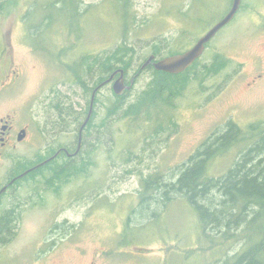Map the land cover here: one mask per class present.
Instances as JSON below:
<instances>
[{"label": "rangeland", "instance_id": "rangeland-1", "mask_svg": "<svg viewBox=\"0 0 264 264\" xmlns=\"http://www.w3.org/2000/svg\"><path fill=\"white\" fill-rule=\"evenodd\" d=\"M7 1L0 0V74L14 69L20 76L0 91V110L33 124L31 158L61 144L75 148L99 79L87 73L89 61L85 84L74 82L68 75L74 60L84 53L104 59L126 45L124 55L108 62L134 84L121 97L113 83L98 91L74 172L53 184L47 168L20 186L8 204L13 228L0 241V264H223L233 258L245 243L244 223L221 221L204 233L186 198L174 192L163 203L144 193V185L157 176L161 183L176 181L189 158L229 125L245 133L212 156L209 177L224 176L264 136V0H250L217 33L166 109L132 118L125 111L154 79L153 67L141 69L145 61L155 52L170 56L178 46L189 50L229 0H127L125 17L121 0H77L82 13L76 16L67 0L58 7L59 0ZM253 158L264 159V144ZM211 195V204L222 202L218 191Z\"/></svg>", "mask_w": 264, "mask_h": 264}, {"label": "trees", "instance_id": "trees-1", "mask_svg": "<svg viewBox=\"0 0 264 264\" xmlns=\"http://www.w3.org/2000/svg\"><path fill=\"white\" fill-rule=\"evenodd\" d=\"M13 1L14 0H8L7 4ZM68 1L71 2L74 8L71 10L72 15H80L82 12L79 11L78 1L67 0V2ZM54 5L57 7L62 6L61 0L54 1ZM2 6L4 7V4H2ZM119 6V13L122 10L125 17L127 0H121ZM49 19L50 18L46 17L47 23ZM39 31L41 35L43 31L41 29ZM128 50L129 48L126 45H122L117 48L115 54L109 55L104 59L94 53H84L82 59L78 57L80 62H77L79 60H74L75 63H73V66H69V71H72V73L68 72V75L72 77L74 82L79 81V83L84 85L85 82L81 79V76L83 72L85 73L86 63L90 61L87 73L91 78L92 75L95 74L97 79H99V83H101L106 80V74H112L115 70L122 68L110 64L108 61L116 58L118 54L124 55ZM183 52L182 46H178L176 50L170 52V55ZM154 54L158 55L157 52ZM91 59L92 62L94 61V66L97 67L96 69L91 66ZM117 60L121 62L123 59L119 57ZM198 61L199 60L186 71L179 74H171L154 69L152 85L143 92L136 104L131 105L125 111V116L132 118L138 115L139 112L141 113L144 109H147V113L166 109L170 99L179 94L186 87L187 73H189L190 69H192ZM251 129H256V127ZM250 131L252 132V130ZM244 133L245 132L241 128L235 129L234 125H229L226 131L206 141L202 147L189 158L188 163L182 166L176 181L161 183V181L159 182L160 177L157 176L148 180L144 185V193L150 191V194H153L148 195L154 197L158 194L160 198H162L161 201L163 203L173 199L171 195L174 192L186 198L194 209H196L200 217V226L204 233L210 224L215 225L221 221L225 222L226 227L230 226L231 223H244L245 243L242 249L233 258L225 259L223 264H264V159L260 158L256 161L253 158L254 154L260 155L262 144H264V136L261 137L260 141L252 146L241 159L236 161V164L229 169L224 176L213 178L209 177L207 174V166L212 156L215 153L221 154L227 151L234 141L238 139V136ZM71 167L72 168L66 170L60 167L54 169L57 174L53 177V184L57 183L58 180L64 179V171L70 173L74 172L77 166L73 167L71 165ZM83 172H85V170L81 169L80 174ZM215 190L219 192L222 199L220 204H211L208 198L211 195V191L214 192ZM148 195L144 198L145 200L149 198ZM213 196L215 195H211V198ZM205 199L209 200L210 203H202ZM6 219H9V222L6 220L0 226V235L2 236L8 233L11 234L10 231L13 228L11 217Z\"/></svg>", "mask_w": 264, "mask_h": 264}, {"label": "flooded vegetation", "instance_id": "flooded-vegetation-1", "mask_svg": "<svg viewBox=\"0 0 264 264\" xmlns=\"http://www.w3.org/2000/svg\"><path fill=\"white\" fill-rule=\"evenodd\" d=\"M248 2H250V0H241L240 7L237 13L235 14L233 20H235L239 14L241 15L244 12V9L246 8ZM233 4L234 0H229L225 12L216 19H213L214 21L216 20L213 26L220 22V20H222L228 14V12L232 9ZM231 22H229L228 24H230ZM202 36H200L199 38H201ZM214 37L206 44V49L208 48ZM154 55V61L163 58H158L157 54ZM201 57L198 60H200ZM149 67L154 66L153 64H150L147 68ZM0 75L1 91L6 86L12 84V81L16 80L17 77L20 76V72H18V70L10 69L9 72L5 74L4 69L1 71ZM117 77L118 76H116V78ZM126 84H130V82L128 84L127 79ZM95 88H93V91L95 90ZM88 114L89 111L87 112V116ZM92 117L83 131L81 149L77 155L69 156V153L73 154L78 149L80 143L81 126L78 131L75 148L61 144L55 151H52L48 156L33 159L30 155L32 146H36L35 142L33 141L35 136V129L33 124L30 122L25 123L20 118L13 116L11 113L0 110V226L4 221L7 220L6 218H10V214L8 212L13 211V207L9 208L8 204H12V202H15L14 195L17 191L20 190V186L22 184H24L26 181H30L32 177H41V175L45 174L44 170H46L47 168L49 169V172H51V179L53 182V177L57 174L54 169H56L57 167H60L64 170L70 169L72 162L82 159L85 145L84 134L92 121ZM57 121H60V118H57ZM69 173L70 172L67 171L63 172L65 177L69 176ZM7 221L9 222V219ZM0 241H2V235H0Z\"/></svg>", "mask_w": 264, "mask_h": 264}, {"label": "water", "instance_id": "water-1", "mask_svg": "<svg viewBox=\"0 0 264 264\" xmlns=\"http://www.w3.org/2000/svg\"><path fill=\"white\" fill-rule=\"evenodd\" d=\"M241 0H234V4L232 9L228 12V14L220 20L217 24H215L212 28H210L199 40L196 44L191 47L189 50L176 54L164 57L160 60L155 59V55L152 54L142 65L141 69H146L150 64H153L154 68L158 71H163L171 74H179L186 71L189 67H191L205 52L206 44L217 34V32L226 26L229 22L233 20L235 14L237 13L240 7ZM126 72L123 68H119L115 70L105 81L100 83L92 93L91 102H90V110L87 118L83 122L80 128V143L78 149L69 156L77 155L81 149V140L82 134L86 126L88 125L94 111V104L96 100V96L98 91L105 85L113 82V90L117 96H121L124 94L126 90H129L133 84L134 79L130 81V84H126ZM116 76H118L116 78ZM116 78V79H115Z\"/></svg>", "mask_w": 264, "mask_h": 264}, {"label": "bare ground", "instance_id": "bare-ground-1", "mask_svg": "<svg viewBox=\"0 0 264 264\" xmlns=\"http://www.w3.org/2000/svg\"><path fill=\"white\" fill-rule=\"evenodd\" d=\"M72 153H73V152H72ZM221 154H224V152H223V153H221ZM221 154H220V155H221Z\"/></svg>", "mask_w": 264, "mask_h": 264}]
</instances>
